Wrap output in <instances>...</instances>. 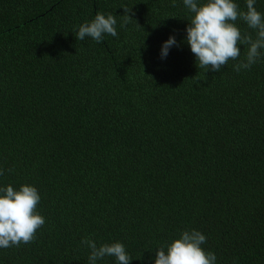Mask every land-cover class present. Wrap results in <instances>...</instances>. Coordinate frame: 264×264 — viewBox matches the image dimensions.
I'll return each instance as SVG.
<instances>
[{
	"label": "trees",
	"instance_id": "16d2710c",
	"mask_svg": "<svg viewBox=\"0 0 264 264\" xmlns=\"http://www.w3.org/2000/svg\"><path fill=\"white\" fill-rule=\"evenodd\" d=\"M175 5L0 0V188L36 187L45 218L33 242L0 248V264H88L84 237L154 264L186 229L205 235L216 264H264V55L239 72L232 60L198 68L191 14ZM254 7L264 14V0ZM98 11L118 35L76 39Z\"/></svg>",
	"mask_w": 264,
	"mask_h": 264
},
{
	"label": "clouds",
	"instance_id": "9594fccd",
	"mask_svg": "<svg viewBox=\"0 0 264 264\" xmlns=\"http://www.w3.org/2000/svg\"><path fill=\"white\" fill-rule=\"evenodd\" d=\"M256 0H246V11L239 8L234 0H183L190 12L186 27V43L194 54L198 68L220 72L230 60L239 61L234 70L249 69L264 53V14L254 7ZM175 7V0H172ZM131 10L124 8L121 27L132 20ZM240 19L256 32L242 34L236 21ZM117 20L111 13L97 12L93 20L85 21L78 27L76 39L83 41L90 37L97 43L102 42L104 34L116 37ZM177 45L174 36H170L162 45L161 57H166L170 47ZM240 45H246L247 51L240 60ZM9 172L12 169H8ZM4 170L0 169V175ZM40 194L36 187L22 184L18 190L11 184L0 188V248L18 247L36 239L37 231L45 224V218L37 211ZM206 237L196 229L182 230L178 238L155 249L154 264H216L217 257L206 251L202 245ZM81 245L90 252L88 264H97L105 257H114L116 264H130L131 256L121 242L102 243L84 237Z\"/></svg>",
	"mask_w": 264,
	"mask_h": 264
}]
</instances>
